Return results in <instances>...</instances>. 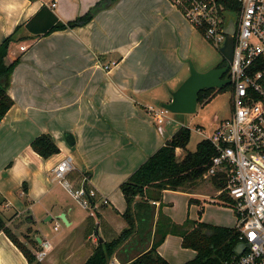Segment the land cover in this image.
<instances>
[{
  "label": "crops",
  "instance_id": "obj_1",
  "mask_svg": "<svg viewBox=\"0 0 264 264\" xmlns=\"http://www.w3.org/2000/svg\"><path fill=\"white\" fill-rule=\"evenodd\" d=\"M99 1L0 0V45L43 6L60 21L69 22ZM176 1L119 0L85 26L39 38L21 28L18 37L24 40L12 44L9 60L21 57V61L8 89L15 104L0 123V201L5 199L0 214L34 254L42 250V242H50L43 264H85L95 249L94 236L110 242L127 227L121 216L127 204L120 186L166 144V126L173 121L169 117L165 124L157 125L148 108L170 103L174 86L179 88L188 77L186 61L194 29L180 15ZM43 133L51 134L61 151L48 159L31 147ZM67 133L75 140L73 146L65 139ZM179 151L183 152L177 149V154ZM67 156L75 168L69 179L80 183L90 173L89 184L98 192L100 207L87 210L89 213L78 225L79 233H63L54 246L51 240L42 239L35 227L42 218L49 221L47 216L52 215L58 183L53 169ZM204 180L208 179L197 181L185 191H163L161 201L151 204L154 218L146 231L150 240L127 257L126 250L143 241L137 229L113 259L131 263L150 249L161 204L164 214L180 225L189 218L193 220L192 204L202 215L206 202L211 203L208 199H220L222 194L211 180V189L200 191ZM179 198L189 206L188 218L184 216L182 222L175 216V200ZM58 213L59 218L66 216L67 227L74 225L72 210ZM138 214L139 223L149 217L145 209ZM19 219L27 224L24 229L38 232L35 239H24L17 233ZM194 221L208 223L201 218ZM173 238L182 246L181 237L169 235L158 249L169 262L164 250ZM0 264H29L4 232L0 233Z\"/></svg>",
  "mask_w": 264,
  "mask_h": 264
},
{
  "label": "built area",
  "instance_id": "obj_2",
  "mask_svg": "<svg viewBox=\"0 0 264 264\" xmlns=\"http://www.w3.org/2000/svg\"><path fill=\"white\" fill-rule=\"evenodd\" d=\"M236 1L239 11L235 14L219 0H177L176 5L204 38L220 48L226 42L228 15L236 17L233 60L228 70L231 116L208 136L201 128L198 132L217 152L205 178L227 175L221 193L227 192L234 201L238 245H248L243 253H236L222 264H264V0ZM21 49L24 51L25 47ZM148 111L157 125L165 124L171 113L165 107L150 106ZM74 169L72 158L65 157L53 169L54 181L62 184L85 209H98L100 198L89 180L84 178L77 183L69 179ZM98 240L93 237L95 243ZM41 246L35 255L43 262L51 245L45 240ZM110 264L122 263L113 259Z\"/></svg>",
  "mask_w": 264,
  "mask_h": 264
},
{
  "label": "trees",
  "instance_id": "obj_3",
  "mask_svg": "<svg viewBox=\"0 0 264 264\" xmlns=\"http://www.w3.org/2000/svg\"><path fill=\"white\" fill-rule=\"evenodd\" d=\"M118 1L101 0L87 13L69 22L60 21L49 8L43 6L33 18L18 27L12 35L2 42L0 45V123L15 104V101L8 93V89L11 85L13 72L19 65L21 57L10 61L9 55L12 44L24 40V38L18 37L20 29L24 28L34 37L39 38L48 36L56 31L85 26L100 12L110 8ZM219 2L231 13L235 14L239 11L236 0H219ZM226 64L227 61L223 58L216 68L224 67ZM228 76L229 71L224 76V79L228 78ZM229 89H231L230 85L222 89L203 90L198 95V104L204 105L213 99L216 92ZM190 140L191 130L186 126L181 127L164 146L121 184L120 190L127 204L126 211L121 216L127 223V227L116 239L110 242L103 241L102 243L99 241L92 256L85 264H110L116 251L138 229V212L140 213L143 209L147 210L148 215L151 216L150 222L152 221L154 210H152L151 204L161 201L163 191H185L195 186L197 181L205 179V175L212 165V160L217 154L216 149L209 141L202 140L197 144L194 152H189L187 147ZM31 147L44 159L61 152L49 133H43L35 138L31 143ZM177 149L183 150L185 153L183 158L179 159ZM90 177V173L86 174L87 179ZM211 181L215 187L222 190L226 187L227 175L219 173L212 177ZM219 198L234 208V201L227 192H223ZM4 200L3 198L0 201V206ZM1 232H4L10 238L14 245L23 253L29 264H43L18 239L0 214ZM169 235L181 237L182 247L196 252V256L185 264H222L236 255V248L240 243L239 233L235 227L215 226L190 219L180 225L164 214L161 204L155 224L152 246L149 250L141 253L134 261L127 264H171L158 251ZM34 243L37 245L36 240Z\"/></svg>",
  "mask_w": 264,
  "mask_h": 264
},
{
  "label": "rangeland",
  "instance_id": "obj_4",
  "mask_svg": "<svg viewBox=\"0 0 264 264\" xmlns=\"http://www.w3.org/2000/svg\"><path fill=\"white\" fill-rule=\"evenodd\" d=\"M178 8L180 15H182V17L185 19L184 21H186L188 25H190L192 29H194L192 31V41L189 45L190 58L186 61L187 70L185 75H187L188 77L190 76L191 66H194L196 70L201 73H205L213 68H216V66L221 63L224 58L220 52V47L214 45L206 38H204V36L184 17L183 11L179 6ZM178 24L179 23H174L175 26H178ZM113 64L114 63H112V65ZM188 77H186V79ZM174 88H176L177 90L178 86H174ZM231 97V89L221 92L218 91L214 94L213 99L210 102L204 105L198 104L197 111L193 114H174L171 112L170 117L173 119V121H171V123L166 126L165 142L170 140V138L182 126H186L191 130V140L187 149L189 152H194L196 150L197 144L204 139V135L198 132V128H201L204 131V134L208 136L213 132L214 128L219 125L220 120L228 119L231 116ZM184 156V152H178L179 159L183 158ZM207 179L208 180L206 181H202L206 183L201 187L200 191H204L207 189L209 191L211 189L209 181L211 180V177H208ZM55 191L57 201L52 203V215L47 216L52 217L53 219L45 221L44 217L35 227L36 229H39L41 231L42 239L51 240L54 246L57 244L58 240H60L63 233L72 235L79 233L81 229H78V225L81 223L82 219L89 213V211H87V209L85 210L81 203L77 199H75L62 184L57 183ZM179 199V201L175 200V216L177 220L182 222L185 219L184 216H187L189 214V211L187 210L189 206L188 202L185 201L184 203L183 199ZM115 200L116 204H118V202L120 201L119 196H117ZM208 200H211V203L209 201L206 202V206L203 210L202 215H200L197 209V205L192 204V206H195L191 217V219H193L192 221H194V219L199 220V218H201L203 221L211 224L229 227L236 226L237 215L233 213V209L229 204H224L220 199L214 197ZM68 209L72 210L73 212L72 219L74 221V225L72 227H67L64 221L59 218L60 214L58 213V211H67ZM186 218H188V216ZM150 219L151 216H149V218L147 216V219H144V222H138V230L140 231V234L142 233L143 235V241L140 244L136 243L132 248L126 250L127 257L136 253L138 250H140L141 246H144L150 240L148 238V235H146V231L149 228L148 224L150 222ZM16 225L17 229H20V231L17 233L24 239L25 237H31L35 239L36 234H38V232L33 228L24 229L27 224L25 223V221L21 222V219L16 222ZM96 245L97 242L92 245L93 248H95ZM38 251H41V249L37 250V252ZM164 251L172 264H179L180 262H185L194 258L193 251L183 248L181 245H179L175 238H173L171 244H168L166 246Z\"/></svg>",
  "mask_w": 264,
  "mask_h": 264
},
{
  "label": "water",
  "instance_id": "obj_5",
  "mask_svg": "<svg viewBox=\"0 0 264 264\" xmlns=\"http://www.w3.org/2000/svg\"><path fill=\"white\" fill-rule=\"evenodd\" d=\"M224 33L227 36L226 42L220 48V52L227 61V64L224 67L213 68L205 73L198 72L194 66H191L190 76L172 93L171 102L164 105L170 112L174 114H193L197 111L198 95L201 91L207 89H222L230 85V80L228 78L224 79V76L227 74L230 63L233 60L234 35L236 33V17L234 15H228ZM65 139L70 146L75 144V140L71 134L67 133ZM60 218L64 223L68 224L65 215H61ZM48 220H51V217ZM103 241L100 238V242L102 243ZM247 247L248 245L246 244L238 245L236 253H243Z\"/></svg>",
  "mask_w": 264,
  "mask_h": 264
}]
</instances>
